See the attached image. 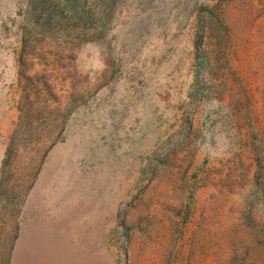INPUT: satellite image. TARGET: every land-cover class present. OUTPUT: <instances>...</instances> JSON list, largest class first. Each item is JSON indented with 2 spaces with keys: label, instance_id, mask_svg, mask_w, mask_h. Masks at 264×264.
<instances>
[{
  "label": "rangeland",
  "instance_id": "rangeland-1",
  "mask_svg": "<svg viewBox=\"0 0 264 264\" xmlns=\"http://www.w3.org/2000/svg\"><path fill=\"white\" fill-rule=\"evenodd\" d=\"M0 264H264V0H0Z\"/></svg>",
  "mask_w": 264,
  "mask_h": 264
},
{
  "label": "trees",
  "instance_id": "trees-1",
  "mask_svg": "<svg viewBox=\"0 0 264 264\" xmlns=\"http://www.w3.org/2000/svg\"><path fill=\"white\" fill-rule=\"evenodd\" d=\"M8 156H10L9 154H8ZM6 163V162H5Z\"/></svg>",
  "mask_w": 264,
  "mask_h": 264
}]
</instances>
